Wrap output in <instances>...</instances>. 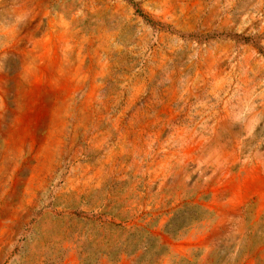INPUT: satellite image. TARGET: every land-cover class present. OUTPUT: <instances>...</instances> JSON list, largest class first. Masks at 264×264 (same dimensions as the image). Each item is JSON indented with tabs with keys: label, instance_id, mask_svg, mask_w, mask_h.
Returning a JSON list of instances; mask_svg holds the SVG:
<instances>
[{
	"label": "rangeland",
	"instance_id": "rangeland-1",
	"mask_svg": "<svg viewBox=\"0 0 264 264\" xmlns=\"http://www.w3.org/2000/svg\"><path fill=\"white\" fill-rule=\"evenodd\" d=\"M131 1L0 0V264H264V0Z\"/></svg>",
	"mask_w": 264,
	"mask_h": 264
},
{
	"label": "trees",
	"instance_id": "trees-1",
	"mask_svg": "<svg viewBox=\"0 0 264 264\" xmlns=\"http://www.w3.org/2000/svg\"><path fill=\"white\" fill-rule=\"evenodd\" d=\"M128 1L132 3V1H131V0H128ZM137 13H138V14H140V12H139V11H137ZM141 17H142L144 20H147V21H148L147 17H145L144 15H141Z\"/></svg>",
	"mask_w": 264,
	"mask_h": 264
}]
</instances>
